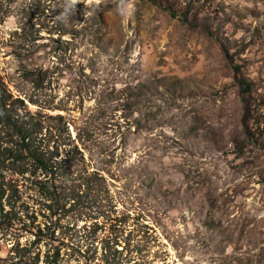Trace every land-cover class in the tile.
Here are the masks:
<instances>
[{
    "label": "rangeland",
    "instance_id": "1",
    "mask_svg": "<svg viewBox=\"0 0 264 264\" xmlns=\"http://www.w3.org/2000/svg\"><path fill=\"white\" fill-rule=\"evenodd\" d=\"M4 101L0 264H264V0H0Z\"/></svg>",
    "mask_w": 264,
    "mask_h": 264
},
{
    "label": "trees",
    "instance_id": "2",
    "mask_svg": "<svg viewBox=\"0 0 264 264\" xmlns=\"http://www.w3.org/2000/svg\"><path fill=\"white\" fill-rule=\"evenodd\" d=\"M241 86H243V89H244L245 91H247V92L250 91L251 86H250V84H249L245 79H242V80H241ZM5 106H6V102L4 101V102L1 103L0 108L4 109ZM0 111H2V110L0 109ZM24 139H25V138H24ZM25 140H26V139H25ZM42 163H43V162H42Z\"/></svg>",
    "mask_w": 264,
    "mask_h": 264
}]
</instances>
